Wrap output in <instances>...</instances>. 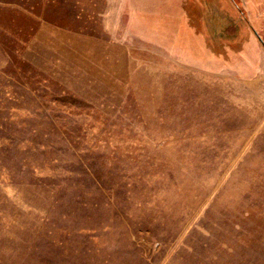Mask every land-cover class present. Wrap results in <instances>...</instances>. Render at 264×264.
<instances>
[{
	"label": "rangeland",
	"instance_id": "obj_1",
	"mask_svg": "<svg viewBox=\"0 0 264 264\" xmlns=\"http://www.w3.org/2000/svg\"><path fill=\"white\" fill-rule=\"evenodd\" d=\"M153 1L0 0V264H264V0Z\"/></svg>",
	"mask_w": 264,
	"mask_h": 264
},
{
	"label": "crops",
	"instance_id": "obj_2",
	"mask_svg": "<svg viewBox=\"0 0 264 264\" xmlns=\"http://www.w3.org/2000/svg\"><path fill=\"white\" fill-rule=\"evenodd\" d=\"M222 1L224 0H221V3ZM126 6H128V4ZM133 6L136 7L135 5ZM186 9L187 8L184 7V0L153 1V6L151 9L153 26L156 32H159V37L166 39L169 47L178 48L180 45H182L180 43H183V47L189 51H194V49L206 51L208 50V48L215 47V45H213V43H211L210 41L209 44L206 43V38L208 37V34L205 33L206 30L202 29V27L199 26V21L197 22V24H195V26L194 24H192L190 18L187 17ZM136 10L139 9L137 8ZM223 20L228 24H234L238 19H225V17H223ZM219 22L220 21H214V23H216V28L217 26H219ZM214 23L212 22V27L215 26ZM215 33L217 32L215 31ZM222 33L224 35L221 36L222 38H224L225 32H223V30ZM214 37L216 36L213 35V38ZM227 37H234V34H229V36Z\"/></svg>",
	"mask_w": 264,
	"mask_h": 264
},
{
	"label": "trees",
	"instance_id": "obj_3",
	"mask_svg": "<svg viewBox=\"0 0 264 264\" xmlns=\"http://www.w3.org/2000/svg\"><path fill=\"white\" fill-rule=\"evenodd\" d=\"M236 2V0H234ZM238 6V5H237ZM238 8L240 9V11H243V9L241 7L238 6Z\"/></svg>",
	"mask_w": 264,
	"mask_h": 264
}]
</instances>
